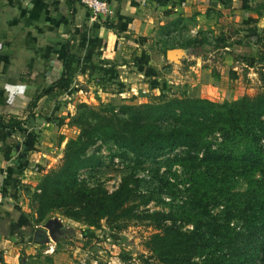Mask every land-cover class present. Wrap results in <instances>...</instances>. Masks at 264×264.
Listing matches in <instances>:
<instances>
[{"label":"trees","instance_id":"16d2710c","mask_svg":"<svg viewBox=\"0 0 264 264\" xmlns=\"http://www.w3.org/2000/svg\"><path fill=\"white\" fill-rule=\"evenodd\" d=\"M186 44L184 48L197 54L195 46L203 45ZM74 62L66 53L63 74L40 96L66 93ZM80 106L83 110L72 120L78 133L67 141L62 163L42 176L32 195L39 222L57 209L93 230L101 228L102 221L110 226L139 217L131 203L137 191L126 180L109 191L79 178L81 169L94 170L102 164L98 151H90L99 142L114 143L137 167L184 148L185 153L173 159L185 170L186 190L193 192L187 220L194 229L179 227L175 213L155 212L148 215L155 232L145 240V248L160 264H191L203 256L204 264H264V92L217 102L184 90L180 96L163 93L145 103ZM215 133L222 140L213 148L208 138ZM239 179L245 180L246 190H237ZM224 216L226 222L221 221ZM234 220L242 225H230ZM230 243L238 246L234 256L226 252Z\"/></svg>","mask_w":264,"mask_h":264},{"label":"crops","instance_id":"0c3cea01","mask_svg":"<svg viewBox=\"0 0 264 264\" xmlns=\"http://www.w3.org/2000/svg\"><path fill=\"white\" fill-rule=\"evenodd\" d=\"M107 1L114 11L110 18L93 13L79 0H0V264H21V240L27 238L22 229L30 226V213L37 220L30 191L38 184L32 185L37 177L33 170L38 158L47 156L33 138L37 132L49 133L65 118L59 109L70 103L64 97L86 88L97 103H132L138 90L144 95L155 84L165 85L166 70L172 67L169 61L164 67L162 54L151 43L162 46L161 29L173 30L178 23H187L191 32L211 27L207 9L216 2ZM248 5L249 0H242L243 10L236 9L233 17L242 14L247 21ZM66 53L75 58L70 89L55 97L40 96L63 74ZM43 243L35 234L34 243L25 247L34 261L23 263L56 264V251L47 252Z\"/></svg>","mask_w":264,"mask_h":264},{"label":"rangeland","instance_id":"374dc122","mask_svg":"<svg viewBox=\"0 0 264 264\" xmlns=\"http://www.w3.org/2000/svg\"><path fill=\"white\" fill-rule=\"evenodd\" d=\"M249 1L251 5H248V10L251 17L247 21L242 19V14H240L241 19L239 15L238 18L233 17L236 9L243 10L241 9L242 0H230L227 5L226 0H216L214 5L207 9L213 24L206 30L191 32L185 22L178 23L173 30L172 28L161 29L164 33V43L162 46L151 43V47L162 54V59L166 63L164 67L169 64L172 69L166 70L168 72L165 73V85L162 82L155 84L156 87H152L151 91L145 90L144 95L138 90L133 95L138 97L132 103L155 101L163 93L168 97L180 96L184 90L189 96H203L217 102L233 101L246 95L254 96L264 92V0ZM221 38L225 40L219 41ZM188 41H192L195 45L201 41L203 45L195 46V51L200 53H190L189 57L183 59L181 65L170 61L167 64L168 59L162 52L172 46L183 47ZM197 62L200 66L196 65L192 68L191 66ZM154 63H158L157 58H154ZM173 85L176 88H171ZM79 88L82 87L79 86ZM85 89L82 88L84 91ZM84 91L65 96L64 99L70 105L59 109L60 115L65 118L54 123L49 133L42 135L37 132V138H33L34 145L40 147V152L47 155H42L35 162L37 168L35 169L38 172L33 170L37 176L34 178L36 181L32 182L33 186L39 183L45 173L59 167L62 163L67 141L78 133L72 120L83 110L80 105L87 103L99 107L105 103L102 101L97 103L92 99V93ZM119 104L121 103L115 105ZM208 139L213 148L218 147L222 140L220 133H215ZM49 147L52 150L48 151ZM94 150L98 151L102 164L94 170L81 169L79 178L87 180L86 182L90 185L102 184L109 191L116 190L126 180L137 191L135 200L131 203L136 206L139 217L130 219L126 223L122 221L110 226L102 221V227L93 230L66 217L63 210H52L48 213L47 220L40 223H36V218H33L30 213L33 223L29 220L30 226L22 229L27 236L25 240L27 243L21 240L23 245L21 263L28 258L34 261L31 258L32 254L25 250V247L34 243L35 234H38L44 242L41 248L48 249L51 244L55 245L56 264H160L144 245L145 240L155 232L154 220L148 215L155 212L175 213L178 216L179 227L185 231L194 229L193 223L187 220L192 211L190 206L194 199L193 192L186 190L188 182L185 170L173 159L177 154H184V148L171 153L167 152L156 161L149 160L138 167L129 160V155L124 156L122 150H119L112 142H99L90 151ZM121 157L124 158V162ZM117 158L119 162L116 161ZM166 178L169 183L166 182ZM236 188L246 190L245 180L239 179ZM30 191L32 195L34 192ZM222 208L223 206L214 209V213ZM50 219L61 221L66 227V232L52 236L45 227ZM221 221L226 222V217L224 216ZM233 224L238 228L242 225L238 220H234L230 225ZM234 244H228L226 249L231 256L235 255V249L238 247ZM210 250L212 251L213 248ZM36 255L41 257L42 254L38 252ZM204 258V256L195 257L191 264H204Z\"/></svg>","mask_w":264,"mask_h":264},{"label":"water","instance_id":"95a60500","mask_svg":"<svg viewBox=\"0 0 264 264\" xmlns=\"http://www.w3.org/2000/svg\"><path fill=\"white\" fill-rule=\"evenodd\" d=\"M190 56V50L183 47H174L167 50L166 57L168 61L181 65L183 59ZM45 227L49 230L50 234L54 236L55 232H61L60 228L64 225L58 219H50L46 222ZM25 264V263H21Z\"/></svg>","mask_w":264,"mask_h":264},{"label":"built area","instance_id":"2783aa9c","mask_svg":"<svg viewBox=\"0 0 264 264\" xmlns=\"http://www.w3.org/2000/svg\"><path fill=\"white\" fill-rule=\"evenodd\" d=\"M79 1L88 8H90L93 11V13L101 15L104 18H110L114 14V11L107 0H79ZM116 161L119 162V159L117 158ZM3 200H4L3 188L0 185V209L3 204ZM47 252H51V253L55 252V247L53 245H50L49 248L47 249ZM75 264H83V263H75Z\"/></svg>","mask_w":264,"mask_h":264},{"label":"flooded vegetation","instance_id":"af4514ba","mask_svg":"<svg viewBox=\"0 0 264 264\" xmlns=\"http://www.w3.org/2000/svg\"><path fill=\"white\" fill-rule=\"evenodd\" d=\"M64 229H65V228H60L61 232H60V231H59L58 233L55 232L54 236L58 235L59 233H60V234H63V233H64Z\"/></svg>","mask_w":264,"mask_h":264},{"label":"clouds","instance_id":"9594fccd","mask_svg":"<svg viewBox=\"0 0 264 264\" xmlns=\"http://www.w3.org/2000/svg\"><path fill=\"white\" fill-rule=\"evenodd\" d=\"M23 89L21 88V91H22Z\"/></svg>","mask_w":264,"mask_h":264}]
</instances>
